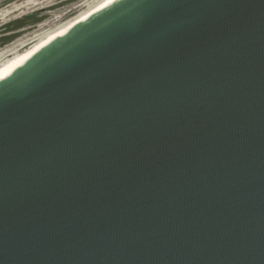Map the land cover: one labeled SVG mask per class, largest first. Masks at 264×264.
I'll return each instance as SVG.
<instances>
[{
	"label": "water",
	"instance_id": "obj_1",
	"mask_svg": "<svg viewBox=\"0 0 264 264\" xmlns=\"http://www.w3.org/2000/svg\"><path fill=\"white\" fill-rule=\"evenodd\" d=\"M0 264H264V0H116L0 76Z\"/></svg>",
	"mask_w": 264,
	"mask_h": 264
},
{
	"label": "rangeland",
	"instance_id": "obj_2",
	"mask_svg": "<svg viewBox=\"0 0 264 264\" xmlns=\"http://www.w3.org/2000/svg\"><path fill=\"white\" fill-rule=\"evenodd\" d=\"M101 1L0 0V64Z\"/></svg>",
	"mask_w": 264,
	"mask_h": 264
},
{
	"label": "bare ground",
	"instance_id": "obj_3",
	"mask_svg": "<svg viewBox=\"0 0 264 264\" xmlns=\"http://www.w3.org/2000/svg\"><path fill=\"white\" fill-rule=\"evenodd\" d=\"M115 1L116 0H102L98 5H95V7L88 10L87 12L83 13L79 17L77 16L76 19H73V21L70 20L71 22H69L68 24L65 23V25L62 26L61 28H59L58 30H56V31L54 30V32L50 31V33H48L45 37L38 40L31 47L26 48L25 50H23L21 52L20 51L17 52L11 58L8 57L7 60L3 61L0 64V76H2L8 70L17 66L18 64H20L26 57L30 56L31 54L35 53L37 50L41 49L44 46V44H46L47 42H49L53 38L58 37L62 33H65L72 26L76 25L77 23L81 22L82 20L86 19L87 17L91 16L95 12L105 8L106 6L110 5L111 3L115 2Z\"/></svg>",
	"mask_w": 264,
	"mask_h": 264
}]
</instances>
